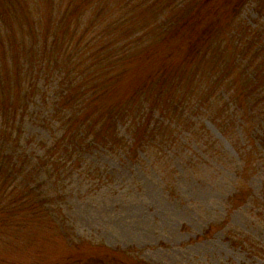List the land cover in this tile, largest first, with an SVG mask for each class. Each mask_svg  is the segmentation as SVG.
<instances>
[{
  "label": "rangeland",
  "instance_id": "rangeland-1",
  "mask_svg": "<svg viewBox=\"0 0 264 264\" xmlns=\"http://www.w3.org/2000/svg\"><path fill=\"white\" fill-rule=\"evenodd\" d=\"M170 2L0 0V52L7 53L1 62L4 81L1 87L6 88L11 98L8 110L0 112H13L14 107L23 105L24 101L18 99L28 96L30 80L36 76L55 83L68 77L73 80L75 90L104 69L112 71L114 67L119 71L123 65L118 61L120 56H140L142 50L156 41L153 36L160 39L159 26L170 16L166 12L169 5L178 12L184 10L181 0H175L174 5ZM242 2L240 7L247 5L241 8L232 28L228 26L222 31L225 40L216 54L211 50L205 55V77L200 75V81L193 80L184 92L175 86L177 96L166 91L161 105L155 98L147 103V107L155 108L153 122L160 120L157 138L147 146L150 150L129 151V158H125L124 151L118 148L120 140L110 133L107 135L115 152L105 150L100 155L97 150L98 157L90 154L82 165L77 160L71 162L66 171L60 162L50 166L55 187L60 181L66 186L71 237L66 239L61 233V223L47 215L41 225H30L17 233L0 232V264L46 263L69 257L89 246L75 245L86 232L110 248H134L149 264H264V223L250 205L241 203L242 200L233 203L229 200L236 179L245 189H252L256 197L261 192L264 204V165L254 171L253 152L244 153L243 167L249 161L251 165L242 168L239 176L241 153L237 149L242 137L238 135L237 123L245 120L241 130L246 137L264 119V81L257 93L252 94L245 89L243 70L238 68L241 63L255 73L249 63L255 55H259L258 61L262 58L259 49L253 51L249 46L254 33L247 31V25L259 18L260 32L264 35V21L260 18L264 14V10L260 11L264 0ZM4 7L9 10L6 12ZM226 11L229 13L230 8ZM238 32H249V43L241 46L240 39L236 41L231 36ZM129 42H133L130 51ZM153 61L154 58L148 60V71L156 65H152ZM129 63L140 64V59H127L123 67L129 68ZM217 76L229 78L212 93L211 82ZM254 86L258 83L251 88ZM220 90L229 100L219 94ZM155 96L161 97L158 91ZM3 103L4 100L0 106ZM138 106L132 104L123 112L135 116ZM234 112L237 114L233 115ZM26 120L24 130L35 132L36 127ZM147 120H153L150 114ZM139 127H145V123ZM163 138L171 141L168 147L162 143ZM203 139L216 144L213 150L208 149L209 154H215V160L196 156V144L203 143ZM249 149L253 150L252 144ZM190 150L194 164L185 156ZM96 169H100L102 180L90 179ZM72 228L81 235L73 234ZM228 229L232 233L230 238L244 234L247 244L254 246V254L232 242L226 233Z\"/></svg>",
  "mask_w": 264,
  "mask_h": 264
},
{
  "label": "trees",
  "instance_id": "trees-1",
  "mask_svg": "<svg viewBox=\"0 0 264 264\" xmlns=\"http://www.w3.org/2000/svg\"><path fill=\"white\" fill-rule=\"evenodd\" d=\"M181 1L184 9L182 12H178L174 6L167 7L166 12L170 16L159 26V31L162 32V34L159 33L160 39L153 36L156 41L142 50L144 52L142 55L124 54L118 60L124 65L127 59H140V64L130 65L129 63V68L122 65L119 71L114 67L112 71L104 69L99 76L91 80L94 83L93 86L89 81L79 84L75 90L73 80L68 77L63 78L62 83H55L54 80L42 81L41 76H36L30 80L31 92L28 96L18 99V101L23 100L24 104L14 107L13 112H0V174L2 175L0 176V232L8 230L17 233L28 229L30 225H41L47 215L49 218L53 217L54 222L61 223V233L66 239L71 237L68 226L70 222L66 215L67 202L65 201L68 197L65 193L66 186H63V181H60L55 187L56 183L50 166L60 162L63 164L62 169L65 168L66 171L71 168L68 166L71 162L77 160L82 165L86 162L88 155L98 157L97 150H100V155L105 150L115 152L116 149L107 135L110 133L120 140L118 144L121 146L118 148L124 151L125 158H129L127 154L129 151L136 153L140 149L144 152L150 150L147 146L154 144L160 120L153 122L155 108L147 107V105L153 98L157 104L161 105L166 91L177 96L178 90L175 86L181 87V91L184 92V89L190 88L193 80L199 82L200 75L205 77L206 67L203 65L207 60L205 55L208 56L211 50L214 53L224 42L222 31H225L228 26L232 28L241 8L247 5L240 7L241 1L246 3L251 0ZM174 3H176L175 0H171L170 4L174 5ZM263 7L261 5L260 11L264 10ZM228 8L231 15L226 11ZM3 10L7 12L9 8L4 7ZM180 15L182 17H179ZM227 17L228 20H226ZM260 18L264 21L263 12ZM258 19L251 21V26L247 25V31H250V34L254 33L250 43L247 41L249 32L230 34L236 41L240 39L241 46L246 42L249 43L251 50L254 48L262 52L260 61H258L259 55H255L249 63V66L255 69V73L248 69L247 65L242 66L241 63L238 65V68L243 70L241 75L245 78V89L252 94L257 93L264 81V48H262L264 40L258 41L259 38L264 39V35L260 32L261 26ZM34 39L37 40L36 37ZM132 43L129 42L128 51ZM4 53L7 55L6 52ZM5 55L0 52V103L4 100L0 111L2 109L7 111L11 103L6 88L1 87L4 83L1 76V62ZM151 58H154L152 65L155 63L156 65L148 71V60ZM137 72H140L139 75H132ZM54 76H56L55 73ZM219 77H215L211 82L214 89L212 93L216 92L229 78V76ZM256 83L258 86L251 88ZM58 84V89L54 90ZM157 91L161 95L160 98L155 96ZM219 94L229 100L228 95H225L222 90ZM132 104L139 105L135 116L130 115L132 112H123L125 109H130ZM148 114L152 121L147 120ZM236 114L237 112H234L233 115ZM251 116L250 113L249 118ZM26 118L36 127L35 132L24 130L28 123ZM143 123L145 127L140 128L139 126ZM258 124L257 130L244 137L241 128L245 125V120L237 123V128H240L238 135L242 136L237 146L241 153L238 163L239 176L242 168L248 164L251 165L249 161L243 167L244 153L253 152V168L251 169L254 171L258 172V168L264 165V119ZM202 141L203 143L196 144L195 154L198 159L206 156L215 160V154H209L208 149L213 150L216 144L211 145L210 139ZM162 143L168 147L171 141L163 138ZM251 144L253 150H247ZM204 147L207 148L204 149ZM185 156L194 164L191 150L190 154L185 153ZM99 170L92 172L94 177L90 179L94 181L96 177L102 180ZM5 175L7 176L4 177ZM245 187L241 181L235 179L234 190L229 200L232 203L233 200H242L241 203L250 205L255 215L264 223L261 192L257 195L259 197H256L252 189H245ZM52 193L55 196L50 198L49 195ZM42 208L43 212H41ZM17 216H19L18 219ZM72 232L81 235L77 233L76 228H72ZM226 233L230 238L231 231L228 229ZM230 239L234 243L238 242L240 247L248 250L250 254H254L252 250L254 246L247 244L244 234H237ZM82 243L89 246L81 248L80 252L77 251L69 257L62 256L46 263L28 262L29 264H149L134 248H110L91 232H86L79 237L75 245H82ZM92 243L96 246L90 245ZM257 254L261 255V252Z\"/></svg>",
  "mask_w": 264,
  "mask_h": 264
}]
</instances>
